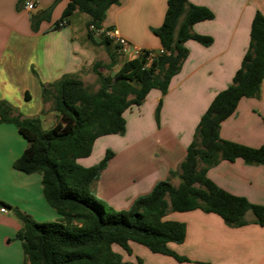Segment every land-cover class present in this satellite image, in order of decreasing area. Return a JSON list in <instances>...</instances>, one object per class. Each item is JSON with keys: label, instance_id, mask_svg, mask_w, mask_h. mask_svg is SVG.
<instances>
[{"label": "crops", "instance_id": "obj_1", "mask_svg": "<svg viewBox=\"0 0 264 264\" xmlns=\"http://www.w3.org/2000/svg\"><path fill=\"white\" fill-rule=\"evenodd\" d=\"M25 1L0 0V103L12 107L13 114L37 118L43 130L61 119L51 104L45 106L49 100L43 99V86L53 88L65 74L84 81L82 74L92 72L95 61L107 64L109 54L114 59L113 65L102 66L100 70L109 69L113 74L124 61L134 57L132 48L160 49L151 29L161 25L167 0H119L107 9L101 27L115 29L126 38L130 46L126 51L113 40L105 45L100 37L92 33L89 37L86 28L89 17L84 13L83 26L73 24L76 11L69 23L56 28L55 21L66 0H30L35 4L33 10L24 8ZM188 3L213 12L212 19L196 22L191 29L211 36L212 43L203 46L187 40L188 54L171 78L167 91L162 94L151 89L146 95L147 103L143 102L147 110L139 105L125 111L131 114L132 131L140 133L145 129L146 121L141 125L144 114L148 130H154L159 138L144 153L147 166L142 161H132L131 174L123 171L115 178L110 177L105 167L91 185L97 197L121 204V208H127L136 196L148 193L159 180L169 177L173 185L179 183V178L170 176L169 172L176 170L184 158L197 122L214 95L231 82L248 46L255 11L264 16V0H188ZM34 10L49 11V18L41 20L36 27L32 22ZM34 96L40 103L36 114L31 115L23 106ZM159 101L162 124L155 129L151 115ZM219 136L253 147L264 143V78L259 96L240 99L234 113L221 122ZM26 144L12 123L0 122V201L20 205L18 198L30 200L36 205L37 216L57 219L58 214L43 197L41 174H27L13 168V161ZM142 170L147 174L143 175ZM206 175L222 189L252 203L264 204V165L247 164L239 158L232 162L221 160L208 167ZM12 195L17 199H12ZM6 209L0 212V264H23L22 245L14 237L20 222L11 209ZM165 218L185 224L184 240L169 242L168 246L187 260L177 261L170 255L153 253L143 245L129 242L130 252L113 245L122 257V264H264V225L254 223L250 211L245 214L248 223L238 227L227 226L217 214L200 209L170 211Z\"/></svg>", "mask_w": 264, "mask_h": 264}, {"label": "trees", "instance_id": "obj_2", "mask_svg": "<svg viewBox=\"0 0 264 264\" xmlns=\"http://www.w3.org/2000/svg\"><path fill=\"white\" fill-rule=\"evenodd\" d=\"M118 3L119 0H66L54 26L69 23L74 12H81L89 17L86 28L92 37L89 25L101 27L107 9ZM213 16L207 7L188 0H167L161 25L151 29L160 49H140L112 75L100 70L113 65L112 55L105 65L95 61L91 67L99 84L95 91L68 74L53 88L43 86V99L51 100L52 108L61 116L47 130L41 128L37 118L13 114L12 107L0 103V122L13 123L27 143L13 161V168L41 174L43 197L58 214L57 219L37 222L17 207L0 201L20 221L14 237L21 242L23 264H122L113 245L130 252L129 242L186 261L168 246L169 242L181 243L186 234L183 222L165 218L170 211L200 209L217 214L230 227L247 224L245 214L250 211L253 222L264 225V204L232 194L206 175L208 167L221 160L232 162L239 158L247 164L264 165V143L253 147L219 136L221 122L234 113L239 100L259 96L264 78V16L258 10L250 23L248 46L231 82L214 95L197 122L184 158L176 170L169 172L179 178L177 185L169 179L159 180L127 209L116 211L91 191L112 153L106 150L103 158L90 166L78 163V159L91 154L98 137L124 132V112L140 105L151 89L162 94L167 91L188 54L187 40L203 46L212 43L211 36L191 29L194 23ZM48 18L49 11H39L32 16L33 25ZM100 41L112 43L105 36ZM159 106L160 101L156 113Z\"/></svg>", "mask_w": 264, "mask_h": 264}, {"label": "rangeland", "instance_id": "obj_3", "mask_svg": "<svg viewBox=\"0 0 264 264\" xmlns=\"http://www.w3.org/2000/svg\"><path fill=\"white\" fill-rule=\"evenodd\" d=\"M32 13L35 14L36 10H34ZM82 16L86 17V15H84L83 13L78 12L77 15L74 17L73 24L75 26L79 27V26L84 25V20H82ZM70 17H69V19H70ZM102 71L105 74L112 75L109 72V69L108 70L102 69ZM82 77L84 78L83 83L87 86V88L89 90L95 91L98 88V86H99L98 80H97L96 75L93 72H84L82 74ZM148 99H149V97L148 98L146 97L142 101V103L140 104L143 106L144 109H146L147 105L143 102L147 103ZM27 101L28 102L26 103V105L23 106L24 109L27 110L31 115H35L36 114L35 110H37V108L39 107L40 100H38L37 97L34 96L32 99H29ZM50 104H51V100H49L45 106L48 107V106H50ZM157 105H158V103L154 104V106H153L154 110H153V113L151 115V122H152L155 129L159 125L162 124V120L160 118L161 103L159 106L158 113H156ZM132 107L138 108L136 105H134ZM20 109H22V108H20ZM20 111H22V110H20ZM28 112H26V113H28ZM136 112H137V109H135L134 114ZM143 115L141 117V119H143L141 121L142 126H144V124H145L144 121H146V124L148 123L146 120L147 115H145V116H143ZM124 118H125V121L127 120V124H125V130L123 133H121V134H119V133L118 134H110V135H104V136L98 137L95 140V143H93L91 154L88 157L78 159V163L83 165V166H86L89 163L95 164L100 159L103 158L106 150H108L112 153V156L109 158L106 167H108L107 173L110 174V177H112V178H115L116 176L121 175V173L123 171L125 174H131L132 165H133L132 161H134V162L139 161V163H142V162L145 163L146 158H143L145 151H147L149 148H151L153 145H155V143L158 142L159 138H158L157 134L154 132V130H152V131L148 130L149 127L146 124H145V129L141 130L140 133H137L134 130L132 131V129H131L132 128V120H131V114L129 111L125 112ZM141 125H139V126H141ZM142 126H141V128H143ZM160 143H163V142L161 141ZM148 152L149 151H147L146 154ZM145 165L147 166L146 163H145ZM140 171H141V168H140ZM142 174L144 175L147 173H145L142 170ZM166 179H169V181H171L169 177L162 179V180H166ZM111 189L114 190V186L111 187ZM141 195H144V194H141ZM11 197H12V199H17L16 198L17 196L15 197L12 195ZM97 198H99V197H97ZM99 199L104 204H107V205H110L111 207H113V209H115L116 211H119L121 209H127L131 205L130 204L127 208L126 207L121 208L119 206L121 204H111L110 202H108V200H105L104 198H99ZM17 201H18V203H20V205L22 207L18 204L12 205L13 207H17L20 211L27 213L37 222L47 221L42 216H37V213H36L37 208L33 202H31L30 200L22 201V199H19V198ZM31 213H33V215Z\"/></svg>", "mask_w": 264, "mask_h": 264}, {"label": "built area", "instance_id": "obj_4", "mask_svg": "<svg viewBox=\"0 0 264 264\" xmlns=\"http://www.w3.org/2000/svg\"><path fill=\"white\" fill-rule=\"evenodd\" d=\"M24 8L27 10H33L35 8L34 2L30 0H26L23 4ZM90 32L98 37L105 36L111 40H113L115 43H117L122 51H126L130 46L126 38L119 35L118 32L115 29H109V28H103V27H94L93 25H89ZM140 49L134 47L132 48V53L134 56L138 55ZM162 51V50H161ZM151 56H148V61L151 60ZM6 207L0 205V212H6Z\"/></svg>", "mask_w": 264, "mask_h": 264}]
</instances>
